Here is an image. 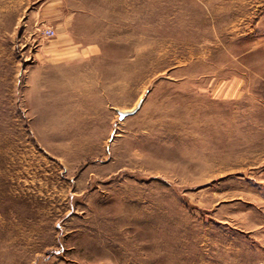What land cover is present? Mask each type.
Listing matches in <instances>:
<instances>
[{
  "label": "rangeland",
  "instance_id": "obj_1",
  "mask_svg": "<svg viewBox=\"0 0 264 264\" xmlns=\"http://www.w3.org/2000/svg\"><path fill=\"white\" fill-rule=\"evenodd\" d=\"M0 264H264V0H0Z\"/></svg>",
  "mask_w": 264,
  "mask_h": 264
},
{
  "label": "water",
  "instance_id": "obj_2",
  "mask_svg": "<svg viewBox=\"0 0 264 264\" xmlns=\"http://www.w3.org/2000/svg\"><path fill=\"white\" fill-rule=\"evenodd\" d=\"M141 105H142V102H140L138 104V106L132 110H127V111L118 110V112L120 114V118L124 119L125 117H127L129 115L135 114L140 109Z\"/></svg>",
  "mask_w": 264,
  "mask_h": 264
},
{
  "label": "built area",
  "instance_id": "obj_3",
  "mask_svg": "<svg viewBox=\"0 0 264 264\" xmlns=\"http://www.w3.org/2000/svg\"><path fill=\"white\" fill-rule=\"evenodd\" d=\"M55 29H53V28H47L46 30H45V34L47 35V36H49V37H51V36H54L55 35Z\"/></svg>",
  "mask_w": 264,
  "mask_h": 264
}]
</instances>
